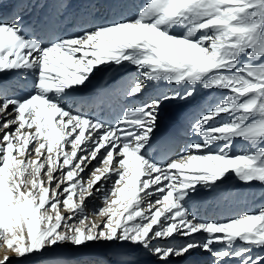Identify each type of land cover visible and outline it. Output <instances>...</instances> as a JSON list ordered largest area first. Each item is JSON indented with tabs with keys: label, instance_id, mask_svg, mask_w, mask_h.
<instances>
[{
	"label": "snow or ice",
	"instance_id": "1",
	"mask_svg": "<svg viewBox=\"0 0 264 264\" xmlns=\"http://www.w3.org/2000/svg\"><path fill=\"white\" fill-rule=\"evenodd\" d=\"M18 16L0 22V264H68L62 246L93 244L131 247L152 264L196 253L264 264L254 252L264 250V204L222 221L189 207L231 175L264 184V0H144L132 18L50 40L26 35ZM129 66L133 101L153 82L177 87L115 121L80 110L98 73ZM201 88L215 102L193 124L200 142L157 160L165 102ZM90 197L103 204L91 217Z\"/></svg>",
	"mask_w": 264,
	"mask_h": 264
},
{
	"label": "bare ground",
	"instance_id": "2",
	"mask_svg": "<svg viewBox=\"0 0 264 264\" xmlns=\"http://www.w3.org/2000/svg\"><path fill=\"white\" fill-rule=\"evenodd\" d=\"M143 2L144 0H0V22L11 23L12 17L19 14L18 18H22L23 23L33 29L31 37L38 36L43 39L49 31L56 37L75 35L93 24L132 18ZM137 75L133 66L119 72L109 70L98 73L84 90V102L80 110L106 121H115L127 106L150 101L163 93L171 94L177 87L166 81L153 82L143 97L133 101L123 95V88L126 82L134 81ZM16 94L23 95V90L17 89ZM214 102L212 92L203 88L188 103L165 102L155 133L157 144L151 154L157 160L167 161L181 153L186 145L200 142L201 138L193 131V124L200 112ZM178 145L180 147L176 149ZM168 147L170 148L165 153ZM246 147L241 141L235 151ZM87 174L86 172L84 175ZM193 195L195 199L189 207L198 219L222 221L245 211L256 210L264 204V184H244L231 175L218 188L202 189ZM91 201L90 197L87 208L90 217L94 208L103 207L102 201ZM60 251L68 264H152L155 259L133 252L131 247L119 245L109 247L93 244L79 251L71 245H64ZM254 252L264 254L261 249H254ZM213 259L210 254L196 253L186 264H213ZM13 264L20 262L14 258Z\"/></svg>",
	"mask_w": 264,
	"mask_h": 264
},
{
	"label": "rangeland",
	"instance_id": "3",
	"mask_svg": "<svg viewBox=\"0 0 264 264\" xmlns=\"http://www.w3.org/2000/svg\"><path fill=\"white\" fill-rule=\"evenodd\" d=\"M180 147V146H179ZM178 149V148H177Z\"/></svg>",
	"mask_w": 264,
	"mask_h": 264
}]
</instances>
